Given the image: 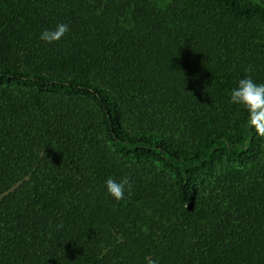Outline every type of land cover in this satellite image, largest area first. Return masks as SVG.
I'll use <instances>...</instances> for the list:
<instances>
[{
    "label": "trees",
    "instance_id": "trees-1",
    "mask_svg": "<svg viewBox=\"0 0 264 264\" xmlns=\"http://www.w3.org/2000/svg\"><path fill=\"white\" fill-rule=\"evenodd\" d=\"M245 76L264 0H0V264H264Z\"/></svg>",
    "mask_w": 264,
    "mask_h": 264
},
{
    "label": "clouds",
    "instance_id": "clouds-1",
    "mask_svg": "<svg viewBox=\"0 0 264 264\" xmlns=\"http://www.w3.org/2000/svg\"><path fill=\"white\" fill-rule=\"evenodd\" d=\"M68 30L67 24H57L54 29L42 31L39 39L51 44L59 41ZM228 102L236 105L245 114L248 127L254 128L258 135L264 136V83L254 82L251 76L239 79L228 92ZM130 187L126 179L117 181L109 177L104 181L107 196L116 202L125 198L126 191H130ZM150 264L156 262L151 261Z\"/></svg>",
    "mask_w": 264,
    "mask_h": 264
}]
</instances>
